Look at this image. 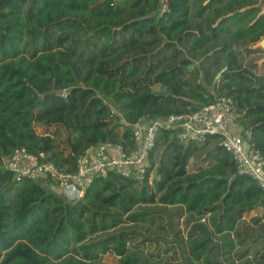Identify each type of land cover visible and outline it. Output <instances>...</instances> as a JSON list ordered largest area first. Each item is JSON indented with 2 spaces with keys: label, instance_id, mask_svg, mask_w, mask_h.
<instances>
[{
  "label": "trees",
  "instance_id": "obj_1",
  "mask_svg": "<svg viewBox=\"0 0 264 264\" xmlns=\"http://www.w3.org/2000/svg\"><path fill=\"white\" fill-rule=\"evenodd\" d=\"M263 1L166 0L160 12V0H0V264H264V190L215 137L182 143L161 127L141 184L94 176L76 201L1 165L24 147L73 172L89 146L132 150L140 117L221 95L264 157V69L235 47L264 36ZM177 242L185 256L169 263Z\"/></svg>",
  "mask_w": 264,
  "mask_h": 264
},
{
  "label": "built area",
  "instance_id": "obj_2",
  "mask_svg": "<svg viewBox=\"0 0 264 264\" xmlns=\"http://www.w3.org/2000/svg\"><path fill=\"white\" fill-rule=\"evenodd\" d=\"M160 2L162 12L167 9V3L166 0ZM65 95L63 91L61 96ZM161 127L173 130L182 143L203 144L212 137L217 138L232 157L238 173L249 175L264 190V157L250 142L249 132L241 133L234 101L227 95L216 97L193 111L171 114L164 119L140 117L132 126V150L110 142L89 146L78 157L73 172L56 167L43 152L32 154L24 147H15L2 158L1 165L13 173L16 181L21 178L46 180L52 190L68 201H76L94 176L107 177L113 173L141 184L147 178L149 152Z\"/></svg>",
  "mask_w": 264,
  "mask_h": 264
},
{
  "label": "rangeland",
  "instance_id": "obj_3",
  "mask_svg": "<svg viewBox=\"0 0 264 264\" xmlns=\"http://www.w3.org/2000/svg\"><path fill=\"white\" fill-rule=\"evenodd\" d=\"M261 5V9L264 10V1L262 3H260ZM235 47H236V50H241V48H243V50H241L240 52L241 53H244L242 55L243 57V62H244V65L245 66H248V67H255L256 69V72L258 71H262L264 69L263 65H262V60L264 59V48L260 45L259 41L255 44H250L248 42V39H243L241 40L240 42L236 43L235 44ZM246 47H249V51L247 52L245 50ZM161 89V87L159 85H154L153 86V90L154 91H159ZM59 132V131H57ZM52 133V132H51ZM52 141H53V146L56 150H60L62 147H63V143L61 142V140L59 141V139H62V136L59 137L57 136V133L54 132L52 133ZM157 157V156H156ZM192 160L189 162V167H192ZM157 175L155 173V170H153L151 173H150V179L149 181H151L152 179L156 178ZM152 191V189H151ZM259 211H254L252 212L251 214H248L244 217V219L242 220L243 223H245L246 221L249 220V218L251 216H254V215H257ZM261 213V212H260ZM259 213V214H260ZM164 216L168 217L167 214H164ZM185 219L184 217L180 218L178 221L179 223V228L181 230V238L184 239V237L186 236V233H187V228H185V225H184V220ZM241 221V222H242ZM242 223V224H243ZM242 224H240V227H242ZM244 225V224H243ZM151 230L154 229V226H150ZM142 232L145 234V235H148V231H145L144 229H142ZM152 232V231H151ZM153 237V236H152ZM154 243H152L150 246L149 249H153L154 250V247H153ZM173 247L176 249L175 252H173V250L171 252H169L166 257H164V260L165 259H168L169 263H174L175 261L177 262H181L185 256V254L182 252V250L180 248H178V242L177 244H172ZM182 247L183 244H182ZM103 261L106 263V264H116L117 263V258L113 255H104L103 256Z\"/></svg>",
  "mask_w": 264,
  "mask_h": 264
},
{
  "label": "water",
  "instance_id": "obj_4",
  "mask_svg": "<svg viewBox=\"0 0 264 264\" xmlns=\"http://www.w3.org/2000/svg\"><path fill=\"white\" fill-rule=\"evenodd\" d=\"M260 45L264 48V36L259 40ZM225 68V67H224ZM219 76V74L217 75V77ZM121 122H123V120L121 119ZM42 186L44 187V185L42 184Z\"/></svg>",
  "mask_w": 264,
  "mask_h": 264
},
{
  "label": "crops",
  "instance_id": "obj_5",
  "mask_svg": "<svg viewBox=\"0 0 264 264\" xmlns=\"http://www.w3.org/2000/svg\"><path fill=\"white\" fill-rule=\"evenodd\" d=\"M53 191L56 192V193L59 194V195H62L61 193H59V192L56 191V190H53ZM255 211H259V212H258V214H259L261 210L258 209V210H255ZM252 212H254V211H251V212L247 213L246 215L251 214Z\"/></svg>",
  "mask_w": 264,
  "mask_h": 264
}]
</instances>
